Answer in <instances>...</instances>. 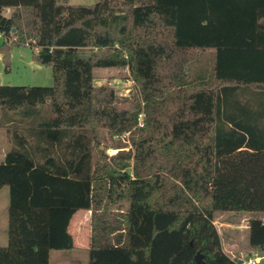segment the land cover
Returning a JSON list of instances; mask_svg holds the SVG:
<instances>
[{"label": "trees", "instance_id": "trees-1", "mask_svg": "<svg viewBox=\"0 0 264 264\" xmlns=\"http://www.w3.org/2000/svg\"><path fill=\"white\" fill-rule=\"evenodd\" d=\"M0 37L4 62L29 47L53 79L0 86V264L71 250L79 210L87 264H249L222 250L213 220L264 213V0H0ZM95 68H127L132 98L94 86ZM141 110L125 150L119 136ZM102 140L117 152L98 150ZM247 231L262 253L264 222Z\"/></svg>", "mask_w": 264, "mask_h": 264}, {"label": "rangeland", "instance_id": "rangeland-1", "mask_svg": "<svg viewBox=\"0 0 264 264\" xmlns=\"http://www.w3.org/2000/svg\"><path fill=\"white\" fill-rule=\"evenodd\" d=\"M9 1V0H8ZM18 1V0H11ZM28 2L29 0H20ZM98 0H67L69 5L90 6ZM41 3H49L51 0H39ZM7 14V11L4 13ZM1 43V37H0ZM33 50L29 47H15L10 53L9 61H3L0 54V86H40L49 87L53 84L52 71L49 66H35L33 63ZM93 84L96 87H106L113 90L118 99L132 98L137 90V85L132 80L127 68H95L93 70ZM145 113L143 110L137 115L135 126L122 133L119 138L126 144L125 150H131L130 136L135 130L144 127ZM116 139V137H113ZM9 140L6 134L0 111V162L6 150L9 148ZM110 140H102L97 149L108 155L114 154L118 149L111 148ZM7 205L8 189H0V247L6 246L7 237ZM264 222L263 212H218L213 224L218 232L222 250L230 258H242L244 261L255 260V264H264V251H254L248 243L247 226L249 220ZM73 237V248L66 250H52L50 252V264H87L89 244V212L79 210L71 218L68 227Z\"/></svg>", "mask_w": 264, "mask_h": 264}, {"label": "water", "instance_id": "water-1", "mask_svg": "<svg viewBox=\"0 0 264 264\" xmlns=\"http://www.w3.org/2000/svg\"><path fill=\"white\" fill-rule=\"evenodd\" d=\"M194 259L197 263L201 262V255L199 253H197L195 256H194Z\"/></svg>", "mask_w": 264, "mask_h": 264}, {"label": "built area", "instance_id": "built-area-1", "mask_svg": "<svg viewBox=\"0 0 264 264\" xmlns=\"http://www.w3.org/2000/svg\"><path fill=\"white\" fill-rule=\"evenodd\" d=\"M35 51H36V50H35ZM247 263H249V264H255V260H248Z\"/></svg>", "mask_w": 264, "mask_h": 264}, {"label": "crops", "instance_id": "crops-1", "mask_svg": "<svg viewBox=\"0 0 264 264\" xmlns=\"http://www.w3.org/2000/svg\"><path fill=\"white\" fill-rule=\"evenodd\" d=\"M34 63V62H33ZM35 64V66H37V67H39L40 65H38V64H36V63H34Z\"/></svg>", "mask_w": 264, "mask_h": 264}]
</instances>
